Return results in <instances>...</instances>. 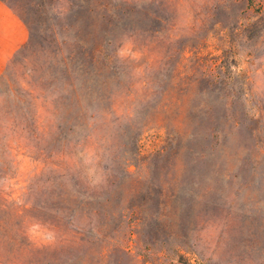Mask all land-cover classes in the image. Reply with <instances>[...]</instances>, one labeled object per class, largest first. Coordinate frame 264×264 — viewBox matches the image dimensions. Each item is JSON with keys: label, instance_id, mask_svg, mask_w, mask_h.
<instances>
[{"label": "rangeland", "instance_id": "374dc122", "mask_svg": "<svg viewBox=\"0 0 264 264\" xmlns=\"http://www.w3.org/2000/svg\"><path fill=\"white\" fill-rule=\"evenodd\" d=\"M0 1V264H264V0Z\"/></svg>", "mask_w": 264, "mask_h": 264}, {"label": "crops", "instance_id": "0c3cea01", "mask_svg": "<svg viewBox=\"0 0 264 264\" xmlns=\"http://www.w3.org/2000/svg\"><path fill=\"white\" fill-rule=\"evenodd\" d=\"M26 41V25L10 6L0 1V74Z\"/></svg>", "mask_w": 264, "mask_h": 264}, {"label": "trees", "instance_id": "16d2710c", "mask_svg": "<svg viewBox=\"0 0 264 264\" xmlns=\"http://www.w3.org/2000/svg\"><path fill=\"white\" fill-rule=\"evenodd\" d=\"M95 50H96V49H91V51H90V52H91V53H90V54H91V56H90V57H91V60L94 59V58H93V52H94Z\"/></svg>", "mask_w": 264, "mask_h": 264}]
</instances>
